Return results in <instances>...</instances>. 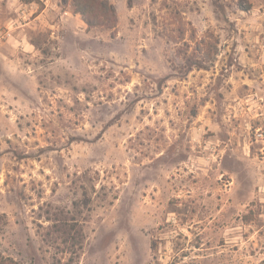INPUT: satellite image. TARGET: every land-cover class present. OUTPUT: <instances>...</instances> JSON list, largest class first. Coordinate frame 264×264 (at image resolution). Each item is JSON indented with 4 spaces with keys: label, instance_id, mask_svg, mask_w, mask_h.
Listing matches in <instances>:
<instances>
[{
    "label": "rangeland",
    "instance_id": "374dc122",
    "mask_svg": "<svg viewBox=\"0 0 264 264\" xmlns=\"http://www.w3.org/2000/svg\"><path fill=\"white\" fill-rule=\"evenodd\" d=\"M104 1L0 0V261L264 264V0Z\"/></svg>",
    "mask_w": 264,
    "mask_h": 264
},
{
    "label": "trees",
    "instance_id": "16d2710c",
    "mask_svg": "<svg viewBox=\"0 0 264 264\" xmlns=\"http://www.w3.org/2000/svg\"><path fill=\"white\" fill-rule=\"evenodd\" d=\"M73 5L78 13H80L89 26L94 25V20L100 13L106 11L108 13L107 17L112 18V20L117 21V15L115 8L108 4L104 0H73ZM1 257V255H0ZM18 264L13 260H2L0 264Z\"/></svg>",
    "mask_w": 264,
    "mask_h": 264
}]
</instances>
